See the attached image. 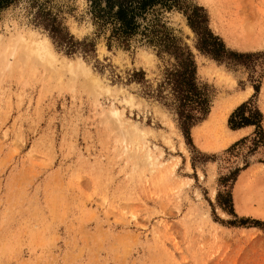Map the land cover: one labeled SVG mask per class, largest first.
I'll return each mask as SVG.
<instances>
[{"label":"rangeland","instance_id":"rangeland-1","mask_svg":"<svg viewBox=\"0 0 264 264\" xmlns=\"http://www.w3.org/2000/svg\"><path fill=\"white\" fill-rule=\"evenodd\" d=\"M85 2L0 8V264H264V138L228 124L247 100L264 111V0H159L127 38L105 0ZM195 11L253 55L201 52ZM47 12L95 51L59 48ZM33 31L50 40L54 66L24 55L20 35ZM164 34L172 50H191L209 96L189 137L169 81L180 59L157 41ZM190 138L206 157L195 170Z\"/></svg>","mask_w":264,"mask_h":264},{"label":"trees","instance_id":"trees-1","mask_svg":"<svg viewBox=\"0 0 264 264\" xmlns=\"http://www.w3.org/2000/svg\"><path fill=\"white\" fill-rule=\"evenodd\" d=\"M13 0H0V8L9 5ZM159 0H105L106 11L110 12L114 26L119 34L127 38L135 33L140 25V16ZM189 24L197 34L199 30L197 46L199 50L206 53L216 60H229L235 63H244L245 58L253 53L238 52L228 48L221 36L215 34L207 26L205 15L198 14L197 11L188 15ZM43 26L49 31L54 42L67 53L73 52H92L95 51L94 42L79 41L73 34L65 30L62 22L56 16L49 12L43 14L41 20ZM158 37V36H157ZM157 41L165 43L168 51L175 52L180 59L179 68L169 79L173 94L175 96V106L178 112L181 128L190 136V128L200 119L204 118L209 110V96L204 88L198 85L196 81V62L191 50L176 52L171 47L175 46V40L170 39L164 34L159 36ZM75 51H70L71 49ZM259 110V111H258ZM261 110L251 101L247 100L238 105L229 115L228 124L232 129H239L245 126H255V136L264 138L262 127L263 118L260 115Z\"/></svg>","mask_w":264,"mask_h":264},{"label":"bare ground","instance_id":"bare-ground-1","mask_svg":"<svg viewBox=\"0 0 264 264\" xmlns=\"http://www.w3.org/2000/svg\"><path fill=\"white\" fill-rule=\"evenodd\" d=\"M20 40H21L20 44H21L22 51L28 59H30L32 56H35L36 58L49 63V65L51 66L55 65L56 60H57V54L54 51L51 45V42L47 37L40 35L38 32L33 31L32 36H31V41L30 40L27 41V38L24 37L23 34L20 35ZM5 57H6V53L4 54V56L1 57L0 59L1 62L5 59ZM62 63L66 67H68L69 70L73 73L76 71V68L80 69L82 72L86 74L87 73L90 74L91 72L90 68L81 62L78 63L77 67L74 66L73 63H70V61H67V60H64V62ZM236 101L237 100L232 101L230 105H233ZM112 114L117 115V116H122V113L118 109H112ZM148 158H151L150 155H148Z\"/></svg>","mask_w":264,"mask_h":264},{"label":"snow or ice","instance_id":"snow-or-ice-1","mask_svg":"<svg viewBox=\"0 0 264 264\" xmlns=\"http://www.w3.org/2000/svg\"><path fill=\"white\" fill-rule=\"evenodd\" d=\"M94 2V0H93ZM183 3V4H187L188 3V0H177V3ZM79 7L81 8H85L87 9L88 5L87 3L85 2V0H80V4H79ZM197 35L199 36V30H197ZM70 51H75V49H71ZM102 70V69H101ZM259 111V110H258ZM260 115L262 118H264V111H261L260 112ZM251 130H249L250 132ZM244 134H249V133H244ZM189 147H190V150L192 152V156H191V162H192V168L193 170L196 169L198 163L202 160V159H206V157H203L201 155V150L198 148V146L194 143V141L190 138L189 139ZM187 159V158H186ZM206 192V195L208 194V190L206 189L205 190Z\"/></svg>","mask_w":264,"mask_h":264},{"label":"crops","instance_id":"crops-1","mask_svg":"<svg viewBox=\"0 0 264 264\" xmlns=\"http://www.w3.org/2000/svg\"><path fill=\"white\" fill-rule=\"evenodd\" d=\"M238 130H240V129H238Z\"/></svg>","mask_w":264,"mask_h":264}]
</instances>
